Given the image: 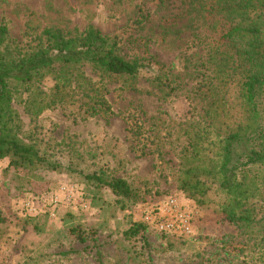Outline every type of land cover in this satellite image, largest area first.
Masks as SVG:
<instances>
[{"label": "rangeland", "instance_id": "obj_1", "mask_svg": "<svg viewBox=\"0 0 264 264\" xmlns=\"http://www.w3.org/2000/svg\"><path fill=\"white\" fill-rule=\"evenodd\" d=\"M213 2L0 0V22L22 48L34 46L44 28L93 25L117 35L122 53L141 64L134 79L86 70L102 84L110 112L91 111L87 103L94 97L78 91L36 115L14 100L26 141L55 168L21 172L0 160V264H264V168L245 166L237 176L246 188L241 202L249 223L230 221L222 211L229 200L219 187V138L238 132L252 135L257 148L264 145V113L260 105V117L252 119L238 71L210 73L209 56L228 28L222 13H213ZM157 79H168L174 91ZM53 83L47 77L40 84L48 98ZM199 131L206 138L194 156ZM100 171L124 178L141 197L121 209L109 189L87 184L84 176ZM187 173L207 188L197 195L201 203L180 188ZM63 185L71 187L72 203L59 206L56 217L22 210L23 198L50 191L62 196ZM171 196L194 214L188 236L147 226L144 239L125 238L127 228L142 223L143 210ZM71 228L84 232L85 241Z\"/></svg>", "mask_w": 264, "mask_h": 264}, {"label": "trees", "instance_id": "obj_2", "mask_svg": "<svg viewBox=\"0 0 264 264\" xmlns=\"http://www.w3.org/2000/svg\"><path fill=\"white\" fill-rule=\"evenodd\" d=\"M213 4V13H222L221 20L226 22L228 28L221 35L222 43L213 46L209 56L210 73L225 76L227 69L238 71L241 95L250 108L252 119H257L260 117V105L264 113V101L261 102L264 98V0H214ZM228 47L233 50V54L226 51ZM140 68L141 64L137 60L129 59L122 53L117 35L104 34L93 25L67 32L59 28H44L35 45L26 49L11 39L8 27L0 22V160L7 159L8 166L21 172L42 165L55 168L39 154L34 144L26 141L20 113L14 107L15 99L23 105L26 113L36 115L56 104L62 94L78 91L82 96L92 94L94 97L91 104L87 103L91 111L102 109L110 112L109 104L101 93L102 84H97L86 70L102 76L134 79ZM47 77L54 82L50 98L39 88ZM157 81L160 87L174 91L168 79ZM22 92L29 94L23 97ZM213 109L219 112L217 102ZM204 134L199 131L194 135L196 140L192 146L196 151H191L194 156L199 154L198 149L206 138ZM219 143V187L229 200L222 211L230 221L249 223L245 205L241 202L246 188L237 176L245 166L264 168V145L257 148L252 135L238 132L221 136ZM236 147L242 153H237ZM241 156L245 158L244 161L236 159ZM84 178L88 185L97 189H109L119 199L121 209L125 207V202L134 203L141 197L122 177L100 171L86 174ZM180 188L200 203L197 195H203L207 189L191 173L181 180ZM2 221L0 215V224ZM146 229L144 223H133L124 231V236L144 239ZM70 232L78 241H85V233L79 228H71Z\"/></svg>", "mask_w": 264, "mask_h": 264}, {"label": "built area", "instance_id": "obj_3", "mask_svg": "<svg viewBox=\"0 0 264 264\" xmlns=\"http://www.w3.org/2000/svg\"><path fill=\"white\" fill-rule=\"evenodd\" d=\"M70 186L63 185L60 189L62 196L50 191L40 197L30 196L21 200L22 210L28 215L47 214L56 217L57 209L61 205L72 203ZM193 212L190 207L176 197L155 202L141 213V221L148 228L160 234L183 237L191 233Z\"/></svg>", "mask_w": 264, "mask_h": 264}]
</instances>
